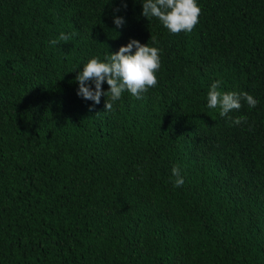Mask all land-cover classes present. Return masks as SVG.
<instances>
[{
	"label": "trees",
	"instance_id": "trees-1",
	"mask_svg": "<svg viewBox=\"0 0 264 264\" xmlns=\"http://www.w3.org/2000/svg\"><path fill=\"white\" fill-rule=\"evenodd\" d=\"M197 4L172 34L142 0H0V264H264V0ZM131 39L160 49L157 86L79 97ZM217 80L258 101L246 123L207 107Z\"/></svg>",
	"mask_w": 264,
	"mask_h": 264
},
{
	"label": "clouds",
	"instance_id": "clouds-1",
	"mask_svg": "<svg viewBox=\"0 0 264 264\" xmlns=\"http://www.w3.org/2000/svg\"><path fill=\"white\" fill-rule=\"evenodd\" d=\"M121 2L124 3V0ZM124 6L126 7V3ZM200 12L197 0H142V15L145 18H157L172 34H179L182 31L191 32L199 23ZM114 23L119 28L125 21L123 18H115ZM70 39V35L62 32L57 39L49 43L55 46L60 41L67 43ZM151 39L155 44V39L153 37ZM159 53L160 49L157 47L131 39L117 52L106 55V62H101L97 58L90 59L75 77L79 85L77 95L84 100L92 101L94 105L100 103L102 96L106 97L105 111H110L113 103L120 100L125 91L137 100L142 99L150 88L158 84L156 73L160 69ZM105 82L108 85L107 92L102 90ZM220 84L221 81L217 80L210 86L207 92V107L219 108V115L227 116L231 125L239 126L246 123V117L233 118L228 114L233 110H239L242 107L241 101H244L249 108H255L258 101L247 92H222L218 90ZM172 176L176 177L175 187L184 184L178 165L172 168Z\"/></svg>",
	"mask_w": 264,
	"mask_h": 264
}]
</instances>
